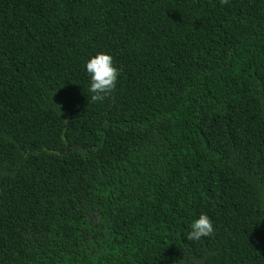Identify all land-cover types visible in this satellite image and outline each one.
Listing matches in <instances>:
<instances>
[{"label":"trees","instance_id":"obj_1","mask_svg":"<svg viewBox=\"0 0 264 264\" xmlns=\"http://www.w3.org/2000/svg\"><path fill=\"white\" fill-rule=\"evenodd\" d=\"M0 264H264V0H0Z\"/></svg>","mask_w":264,"mask_h":264},{"label":"clouds","instance_id":"obj_2","mask_svg":"<svg viewBox=\"0 0 264 264\" xmlns=\"http://www.w3.org/2000/svg\"><path fill=\"white\" fill-rule=\"evenodd\" d=\"M220 4L227 5L229 0H220ZM86 72L90 76L89 91L92 102H103L115 91L120 70L114 65V57L104 52L97 53L90 58L85 65ZM59 108V107H58ZM215 233L212 220L206 214H202L191 224V230L186 239L200 241L201 238L211 237Z\"/></svg>","mask_w":264,"mask_h":264}]
</instances>
